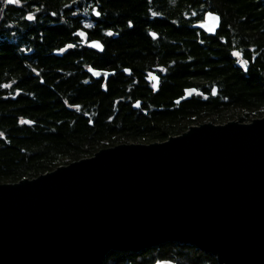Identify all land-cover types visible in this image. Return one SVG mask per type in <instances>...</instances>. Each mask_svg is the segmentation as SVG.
Returning a JSON list of instances; mask_svg holds the SVG:
<instances>
[{"label": "trees", "instance_id": "16d2710c", "mask_svg": "<svg viewBox=\"0 0 264 264\" xmlns=\"http://www.w3.org/2000/svg\"><path fill=\"white\" fill-rule=\"evenodd\" d=\"M207 10L220 16L214 35L192 27ZM147 27L177 41L172 49L186 60L181 77L172 79V98L187 86L209 92L215 85L217 95L193 96L148 116L115 107L124 88V50L136 48L122 40H139ZM107 28L118 36H106ZM86 40L104 47L97 51ZM234 48L242 66L234 64ZM87 67L114 70L106 89ZM263 115L264 0H0V183L36 177L118 143L163 141L193 124ZM103 264L218 263L195 246L168 242L111 251Z\"/></svg>", "mask_w": 264, "mask_h": 264}, {"label": "water", "instance_id": "95a60500", "mask_svg": "<svg viewBox=\"0 0 264 264\" xmlns=\"http://www.w3.org/2000/svg\"><path fill=\"white\" fill-rule=\"evenodd\" d=\"M219 25L207 10L192 27L215 34ZM168 242L218 264H264V115L118 143L0 183V264H103L111 251Z\"/></svg>", "mask_w": 264, "mask_h": 264}, {"label": "flooded vegetation", "instance_id": "af4514ba", "mask_svg": "<svg viewBox=\"0 0 264 264\" xmlns=\"http://www.w3.org/2000/svg\"><path fill=\"white\" fill-rule=\"evenodd\" d=\"M149 12L151 14H159L158 11H154L152 9H149ZM104 32L106 36H110L109 33H111V36L113 37L116 35L118 36V32L116 33V31L110 28L105 29ZM125 40L126 39L122 41L124 43L133 44V47L136 48H133L132 50H124L126 54L122 59L124 64H121L119 69L124 81V88L120 93V96L115 99L114 103L115 107L116 105L118 106L119 103V110L121 109L120 105H122V108H128L127 111L131 114L148 116V113L156 110H171L173 105H178L184 99H188L193 96H198L204 100L210 96L214 97L217 95V88L215 85H211L209 92H207L206 87L202 90L198 87L187 86L181 88L179 95L173 98L171 97L172 79L181 77L179 73L181 72L180 70L182 64L186 62L185 59L179 58L178 50L172 49V44H178L177 41L162 39L158 33L150 27L145 29V35H143V37L139 40ZM86 42L88 43L89 41L86 40L85 43ZM99 43L102 47L100 49H96L97 51H101L104 47L103 42ZM232 58L234 60V64L236 65L242 66L245 63V60L240 58V54L235 48L232 50ZM242 61L244 63H242ZM88 68L90 67H87L86 70ZM100 70H104L108 74L106 77H100L96 80H101L102 89H106L107 79L109 75L114 74V70ZM88 75L89 78L95 79L89 73ZM152 77H156V79L153 80ZM153 84H156L155 88H153ZM188 88H194L195 93L191 96L184 97L185 91Z\"/></svg>", "mask_w": 264, "mask_h": 264}, {"label": "snow or ice", "instance_id": "6c2138e0", "mask_svg": "<svg viewBox=\"0 0 264 264\" xmlns=\"http://www.w3.org/2000/svg\"><path fill=\"white\" fill-rule=\"evenodd\" d=\"M7 2L9 4H12V3H17L18 0H7ZM28 19L31 20V19H33V17L32 16H29ZM212 19L215 20L216 18L215 17H212ZM86 26L87 27H91V25H86ZM80 35H83V33H80ZM109 35H111V33H109ZM91 46L94 47V48H97V49H100L102 47L99 43H93ZM242 63H244V62L242 61ZM94 74L95 75H99V73H94ZM152 79L155 80L156 77H152ZM155 87H156V84H153V88H155Z\"/></svg>", "mask_w": 264, "mask_h": 264}, {"label": "rangeland", "instance_id": "374dc122", "mask_svg": "<svg viewBox=\"0 0 264 264\" xmlns=\"http://www.w3.org/2000/svg\"><path fill=\"white\" fill-rule=\"evenodd\" d=\"M89 22H90V24H92L93 22H91L90 20H89Z\"/></svg>", "mask_w": 264, "mask_h": 264}]
</instances>
